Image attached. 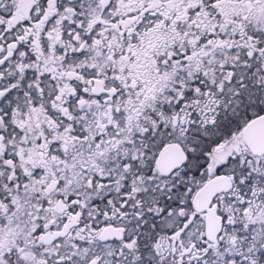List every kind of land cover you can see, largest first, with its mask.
Returning <instances> with one entry per match:
<instances>
[{
    "label": "snow or ice",
    "instance_id": "obj_1",
    "mask_svg": "<svg viewBox=\"0 0 264 264\" xmlns=\"http://www.w3.org/2000/svg\"><path fill=\"white\" fill-rule=\"evenodd\" d=\"M0 264H264V0H0Z\"/></svg>",
    "mask_w": 264,
    "mask_h": 264
}]
</instances>
